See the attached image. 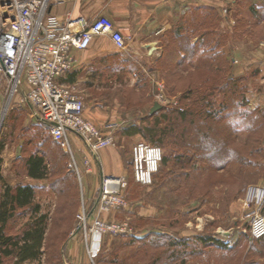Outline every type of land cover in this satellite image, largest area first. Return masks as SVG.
Segmentation results:
<instances>
[{
    "label": "rangeland",
    "instance_id": "rangeland-1",
    "mask_svg": "<svg viewBox=\"0 0 264 264\" xmlns=\"http://www.w3.org/2000/svg\"><path fill=\"white\" fill-rule=\"evenodd\" d=\"M255 3L261 5L258 0H248L242 5L230 3L231 16L223 28L220 12L213 13V33L207 38L205 28L198 33L202 46L199 45L197 55L191 57V63L178 70L183 77L178 82L166 77L170 76L168 72L174 69L173 65L165 64L156 69L146 64L132 66L120 60L111 66H97V74L104 78L95 83L100 89L92 91L88 98L81 97L85 107L99 102L117 110L115 120L120 126L114 130L115 145L111 148L121 155L128 181L125 191L128 206L100 217L127 224L126 231L94 232L97 215L86 225L78 220L81 201L74 206L69 185L61 183L62 177L70 174L77 182L78 171L91 177L97 165L92 164V173H87L85 159L79 165L73 148L72 152L64 151L48 128L39 125L30 110L11 97L10 86L0 74V171L3 178L0 213L6 202L7 188L22 184L35 189L33 204L17 210L4 232L8 237L23 238L40 217L44 218L47 228L43 255L39 259L21 262L16 257H2L4 264H264V238L253 240L250 234L256 210L260 208L264 216V61H251L243 66L238 94L245 91V99L242 94L213 92L211 86L205 84L207 76L212 75L206 71L217 70L213 61L223 68L228 67L224 72L236 80L232 72L237 61L231 54L236 53L234 56L240 59L244 54V57L251 55L250 48L264 47L263 20L249 10ZM133 69L139 72L135 82L129 80ZM224 72L218 76H224ZM191 86L198 88L193 95L187 93ZM161 93L166 102L158 101ZM242 102L246 106L238 108ZM155 103L167 108V112L200 108L214 117L209 115L206 122L198 121L194 125L177 121L168 145H155L140 135H125L133 124L139 125L141 118L150 116ZM228 105L230 109L225 108ZM243 112L250 114L245 121ZM223 116L226 119L223 120ZM252 118H256V124ZM168 124L164 119L161 122L162 127ZM185 128L191 140L190 151L178 145ZM77 141L86 158L84 145ZM139 142L158 147L163 154L161 167L148 186L137 183L133 176V149ZM173 143L177 146L170 145ZM44 152L48 177L31 179L27 175L26 160L34 153ZM60 188L65 193L59 192ZM99 188L92 194L89 208L85 209L88 215L98 199ZM87 195L85 193V197ZM35 206L40 208L37 212L33 210ZM211 238L224 246L201 241Z\"/></svg>",
    "mask_w": 264,
    "mask_h": 264
},
{
    "label": "built area",
    "instance_id": "built-area-1",
    "mask_svg": "<svg viewBox=\"0 0 264 264\" xmlns=\"http://www.w3.org/2000/svg\"><path fill=\"white\" fill-rule=\"evenodd\" d=\"M80 1L84 0H0V74L10 86L11 97L29 108L34 120L47 127L65 151L72 152L70 135L78 137L87 152V173H92V164L100 165V152L114 147V130L120 125L109 124V134L105 135L84 118L86 107L82 97L73 88L59 83V78L75 69L74 52L88 50L96 37L110 38L119 51L128 49V40L108 17L100 16L88 22L69 14L62 23L50 14L53 6ZM160 90L163 91L162 86ZM158 101L166 102L163 93ZM162 160L160 148L146 142L137 143L133 149L136 182L144 186L152 184ZM127 186L125 176L102 174L92 213L88 215L82 207L78 220L86 225L97 215L94 232L126 231L127 224L101 218L128 206ZM250 234L253 240L264 237V216L260 208L251 219Z\"/></svg>",
    "mask_w": 264,
    "mask_h": 264
},
{
    "label": "crops",
    "instance_id": "crops-1",
    "mask_svg": "<svg viewBox=\"0 0 264 264\" xmlns=\"http://www.w3.org/2000/svg\"><path fill=\"white\" fill-rule=\"evenodd\" d=\"M246 1L248 2V0H84L53 6L50 8V14L62 23L66 22L69 14L73 18H83L88 22L100 16L108 17L113 21L116 30L128 40V49L119 51L110 38L96 37L88 50L74 52L76 67L72 72L59 78V83L88 98L92 91L100 89L95 83L104 81V78L97 74V66H111L122 60L132 66L146 64L157 69L166 64L181 70L182 66L191 63V57H195L199 45L202 46L198 33L203 28L205 38L213 33V13L220 12L223 28L231 16L228 5L230 3L242 5ZM258 1H261V5L251 4L249 10L255 17L263 20L264 24V0ZM223 50L226 51L227 48ZM249 50L251 52L249 57H244V54L239 59L234 56L236 53L231 54L232 59L237 61L232 72L237 79L244 76L243 66L247 63L264 61V47L259 45ZM138 73L133 69L129 73V80L137 81ZM136 90L138 91L139 87ZM116 114L117 110L112 106L94 102L87 105L84 118L108 135L107 126L116 123ZM77 140L78 137L70 135L73 153L78 164L82 165L85 157L78 148ZM99 158L100 165L94 168L97 173L95 171L94 175L88 177L82 175L81 171L77 177L78 183L72 176L75 185L69 186V193L73 202L78 204L81 201V208H89L94 197L92 194L98 190L102 174L116 177L127 175L123 159L116 149L101 151ZM64 183L68 184V181ZM85 193H88L86 197Z\"/></svg>",
    "mask_w": 264,
    "mask_h": 264
},
{
    "label": "trees",
    "instance_id": "trees-1",
    "mask_svg": "<svg viewBox=\"0 0 264 264\" xmlns=\"http://www.w3.org/2000/svg\"><path fill=\"white\" fill-rule=\"evenodd\" d=\"M205 35V34H204ZM214 65L217 66V70L215 71H206V74L211 73V76H207L208 79L206 81V85H210L212 91L214 90L221 92L224 95H235L240 96L242 94V99H245L243 96L245 91H242L240 94L239 92V86L241 85L242 80L241 79H233L231 78V74L227 75L225 71H227L228 67H222L220 65L222 64H216L215 61ZM212 62V63H213ZM228 63V62H227ZM226 63V64H227ZM228 65V64H227ZM170 66V65H169ZM229 70V68H228ZM171 72L168 74L170 76H166L167 80H173L178 82V79H183L182 74L178 72V68L171 69ZM224 72V76L219 77L218 74L220 72ZM229 72V71H228ZM218 76V78H217ZM212 83V84H211ZM198 88L192 86L188 89L189 91L187 93H190L193 95V93ZM245 102L238 105V108H244ZM225 108L230 109V106H226ZM151 112V111H150ZM211 117H214L212 114H209ZM209 115L207 112H204L200 108L197 109H183L181 111L176 110L174 112H167V108H162L158 112L154 113L153 115L150 114V116L144 117L140 119V124H133L128 130L125 131V135L129 137L140 135L143 138L147 139L151 143L155 145H168V143H171L170 134H174L176 131L177 121L180 123L186 122L189 125H194L198 121L199 122H206V120L209 118ZM249 113L243 112V119L244 121L249 118ZM217 116V115H215ZM167 120L169 124L167 126L162 127L161 122L162 120ZM222 119H226V116H223ZM253 119V124H256V118ZM39 124V123H38ZM41 125V124H39ZM43 126V125H42ZM187 131L188 128H185L182 132V139L178 143L180 145V148L186 151L191 150V140L187 137ZM202 128L199 129L197 132H201ZM185 133V135H184ZM204 135V134H202ZM205 139H207V136H204ZM167 139V141H166ZM58 143V142H57ZM177 146L176 143L170 144ZM179 147V146H178ZM228 147H226L227 149ZM196 152V150L193 151V154ZM183 156V154H180ZM181 156V157H182ZM165 162L167 160L165 159ZM26 166H27V175L34 180H45L48 177V165L46 161V154L44 153H34L30 155L26 160ZM1 170V166H0ZM73 177L67 174H65L62 177L61 183L64 185V182L68 181V184L70 187H73L75 185ZM2 175L0 171V181L2 180ZM59 184V183H58ZM59 187V186H58ZM62 187V185H61ZM61 190L59 192L65 193V191L60 188ZM35 189L32 186L29 185H18L16 188H7L6 193V202L2 204L3 210L0 213V264H4V261L2 257L4 258H18L19 261L25 262L27 260L31 259H39L43 255V247L46 243V235H47V228L44 223V218L40 217L38 221L29 229L23 236V238H15V237H8L6 236L4 230L9 221H11L14 218V215L16 214L17 210L28 208L33 204ZM74 206L76 207L77 204L72 201ZM39 206H35L33 210L37 212L39 210ZM264 238V237H263ZM261 238V239H263ZM258 239V240H261ZM201 241L205 243H211L213 245H216L218 247H223L224 244L219 240L214 239H201Z\"/></svg>",
    "mask_w": 264,
    "mask_h": 264
},
{
    "label": "water",
    "instance_id": "water-1",
    "mask_svg": "<svg viewBox=\"0 0 264 264\" xmlns=\"http://www.w3.org/2000/svg\"><path fill=\"white\" fill-rule=\"evenodd\" d=\"M161 109H162L161 105H159L158 103H155L153 108L151 109L150 114L153 115L154 113L158 112ZM0 127H1V125H0Z\"/></svg>",
    "mask_w": 264,
    "mask_h": 264
}]
</instances>
